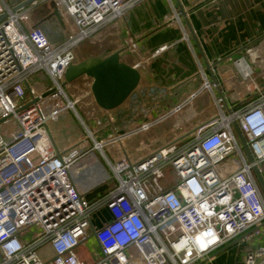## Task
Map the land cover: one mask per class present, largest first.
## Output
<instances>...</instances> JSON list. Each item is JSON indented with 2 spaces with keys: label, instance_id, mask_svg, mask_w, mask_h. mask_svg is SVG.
Returning <instances> with one entry per match:
<instances>
[{
  "label": "built area",
  "instance_id": "obj_1",
  "mask_svg": "<svg viewBox=\"0 0 264 264\" xmlns=\"http://www.w3.org/2000/svg\"><path fill=\"white\" fill-rule=\"evenodd\" d=\"M47 1L55 3L61 23L70 27L58 44L39 27L24 24L29 7ZM140 1L39 0L12 11L0 0V15L6 14L0 22V229L4 233L0 264H85L76 248L92 236L100 250L92 264H196L264 221V197L256 179L264 176V133L255 136L246 122L253 112L264 113V86L251 89L254 98L242 108L224 109L222 98H217V118L188 141L170 140L144 158L122 156L113 162L106 158V144L149 126L141 118V98L128 101V128L119 133L105 110L97 116L89 109V101L95 103L89 79L84 94L68 96L64 72L87 58L80 56L79 48L98 34L108 38L124 33L123 47L136 58L133 67L140 76L147 73L149 59L166 48L142 53L127 34L123 16ZM234 64L242 79L252 76L243 57ZM37 71L46 73L49 83L46 77L32 81ZM208 87L204 81L202 88ZM142 91L144 99L154 96L151 83ZM68 111L84 131L59 143L52 124ZM96 151L107 159L110 173ZM86 156L91 163L82 164ZM73 168L78 170L76 177ZM91 179L95 183L114 179L115 184L90 202L85 192ZM193 179L202 189L198 195L189 183ZM101 206H106L110 219L96 227L92 213ZM260 227L256 233L264 230ZM13 240L21 247L9 254L7 245ZM263 255L264 246L247 250L243 264H257Z\"/></svg>",
  "mask_w": 264,
  "mask_h": 264
},
{
  "label": "crops",
  "instance_id": "obj_2",
  "mask_svg": "<svg viewBox=\"0 0 264 264\" xmlns=\"http://www.w3.org/2000/svg\"><path fill=\"white\" fill-rule=\"evenodd\" d=\"M21 1L4 0L10 7ZM32 18L37 20L34 15ZM48 18L49 15L37 21ZM51 19L64 26L55 16ZM124 24L140 52L160 46L166 48L149 59L147 73H142L136 90L126 101L115 109L105 110L104 114L113 118L117 131L121 133L128 128L125 117L128 101L141 98L144 103L141 118L149 123L145 130L129 134L118 143L106 144L105 153L107 148L115 152L114 160H110L106 153L108 161L113 162L122 156L138 160L170 140L186 142L201 126L217 118V98H222L224 109L242 108L254 98L251 89L264 86V0H141L125 14ZM123 36L124 33L119 37L103 38L102 33L98 34L87 43L94 51L85 57L103 50H120L121 60L133 66L136 58L123 47ZM59 42L62 40L54 43ZM242 57L253 70L247 79H242L234 64L235 59ZM82 79L89 78L82 76L77 82ZM204 81L209 83L208 88H202ZM150 83L154 96L144 99L142 88ZM88 105L95 115L103 114L93 100ZM57 124H52V132L55 140L62 143L64 140L58 137ZM96 152L94 154L100 160L101 156ZM107 159L104 161L109 167ZM91 160L86 156L81 163L89 164ZM100 162L106 168V164ZM259 177L256 175L264 197V176L260 177L261 180ZM88 186L91 188L85 192V198L90 202L109 190L107 182L95 183V179L88 180ZM109 219L106 206L92 213L93 226L99 227ZM260 226H264V221ZM260 226L253 225L238 233L212 250L209 259L196 264H243L247 250L264 246V230L256 233ZM85 243L94 254L99 253V245L93 236ZM77 256L85 264H92L96 258L85 260L82 250ZM256 263L264 264V255L258 257Z\"/></svg>",
  "mask_w": 264,
  "mask_h": 264
},
{
  "label": "water",
  "instance_id": "obj_3",
  "mask_svg": "<svg viewBox=\"0 0 264 264\" xmlns=\"http://www.w3.org/2000/svg\"><path fill=\"white\" fill-rule=\"evenodd\" d=\"M36 1L39 0H23L11 9L16 11L26 8ZM51 7L53 8L52 15L61 22L60 13L54 2H51ZM5 16L6 14L0 15V22ZM120 53V50L113 52L103 50L97 55L70 64L64 72L65 82H72L85 75L90 79V91L96 105L100 109L112 110L119 107L137 88L140 81L139 70L122 61ZM49 92L50 90L46 94ZM34 101H36V98L32 99L28 104ZM235 129L241 138L238 128L235 127ZM241 141L247 155L250 157V153L242 138ZM259 180H261L260 177Z\"/></svg>",
  "mask_w": 264,
  "mask_h": 264
},
{
  "label": "rangeland",
  "instance_id": "obj_4",
  "mask_svg": "<svg viewBox=\"0 0 264 264\" xmlns=\"http://www.w3.org/2000/svg\"><path fill=\"white\" fill-rule=\"evenodd\" d=\"M51 10H52L51 3H49L48 1L44 2V3H40L36 7L35 6L30 7L29 12L27 13L26 19L24 21V24L27 28H31L33 26H36V27H39L40 29H42L44 31V33L47 35L50 42H52V43L60 41V40L63 41V39H65L64 37H66V35L68 34V31H70V27L69 26H66V27L60 26L59 23H57L55 20L51 19V18H53ZM127 12L128 11H126L125 14ZM33 15L37 20H40V18L47 16V15H49V18L47 20H43L41 22L37 21V20L34 21L35 19L32 18ZM123 17L125 18V16H123ZM42 24H44V25L42 26ZM89 44H85L79 48V53H80L81 57H85L86 55H89L91 52L94 51L91 49L93 47H90ZM100 44L102 45L103 42ZM98 46H100V45H98ZM83 77H86V76L84 75ZM43 78L46 79L45 80L46 83H49V81H48L49 77H47V74L44 73L43 71H37L31 75L32 81L41 80ZM77 80L78 79H76L72 82H68V88L66 89V91H67V94L70 98H73L74 96H76L80 92L84 94L88 79L87 80L82 79L81 81H78V82H77ZM78 95H80V94H78ZM56 123H58L57 126L59 128V136L58 137L62 141L69 139V137L72 136L73 133H77V132L82 131V130L84 131L82 124L80 123L78 118L73 114L72 111H68L67 113L63 114L61 117H59V120ZM88 126H91V123H89ZM110 131H112V129ZM235 132H236V136H237L239 142L242 144L240 136L238 135L236 130H235ZM102 138H105V134H103ZM96 153L99 155V157L101 156V154H99V152H96ZM106 153H107L108 157L110 158V160L115 159V152L111 151L110 148H107ZM247 159L249 160L248 157H247ZM100 160H102V162L104 164H106V162L104 161V158L102 156L100 157ZM105 166L110 173L108 165L106 164ZM107 183H108L109 190H110L113 188L115 181H114V179H112V180L108 181ZM31 233H32V235L36 233L35 227H33L31 229ZM80 250L83 251V256H84L85 260H87V261L91 260V259L93 260L92 257H97L100 254V251H99V253L96 252V254H94L93 253L94 250L93 251L89 250L85 241L83 243H81L80 246H78L76 248V252H79Z\"/></svg>",
  "mask_w": 264,
  "mask_h": 264
},
{
  "label": "clouds",
  "instance_id": "obj_5",
  "mask_svg": "<svg viewBox=\"0 0 264 264\" xmlns=\"http://www.w3.org/2000/svg\"><path fill=\"white\" fill-rule=\"evenodd\" d=\"M70 11H75V9H70ZM246 122L255 136H260L262 133H264V113L260 111L253 112L252 114L246 117ZM189 183L192 186L194 194L198 195L202 191L201 187L199 186L196 180L193 179ZM204 207L206 208L207 205H205ZM3 234V230L0 229V236H2ZM211 235L212 234L209 233V236ZM212 240H215V237H212ZM212 240H210L209 242H212ZM118 246L119 245H116V247ZM201 246H203V242H201ZM20 247L21 245L19 244V242L15 240L10 241L7 245V248L9 249V254L11 252L17 251ZM71 264H75V261H72Z\"/></svg>",
  "mask_w": 264,
  "mask_h": 264
},
{
  "label": "bare ground",
  "instance_id": "obj_6",
  "mask_svg": "<svg viewBox=\"0 0 264 264\" xmlns=\"http://www.w3.org/2000/svg\"><path fill=\"white\" fill-rule=\"evenodd\" d=\"M230 167H233L234 165L232 163L228 164ZM78 172V170L76 168L72 169V174L76 177V173Z\"/></svg>",
  "mask_w": 264,
  "mask_h": 264
}]
</instances>
